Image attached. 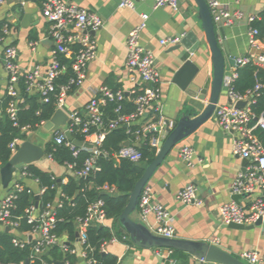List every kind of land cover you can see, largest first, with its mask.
Wrapping results in <instances>:
<instances>
[{"label": "built area", "instance_id": "1", "mask_svg": "<svg viewBox=\"0 0 264 264\" xmlns=\"http://www.w3.org/2000/svg\"><path fill=\"white\" fill-rule=\"evenodd\" d=\"M11 0H0V6L7 4ZM121 8L134 9L137 2L151 1L155 9L170 7L178 11L180 7L179 0H118ZM211 12L215 25L232 26L237 20H242L244 14L240 11L230 12L227 5L230 1L224 3L222 0H205ZM43 17L50 23V39L53 41L51 49V59L44 70L40 65H35L29 70H22L18 64V52L14 46L6 44V38L10 34L7 26H4L0 34V46H3L2 64L7 74L5 93L10 97V102L6 108V114L13 122L14 127L19 128L18 111H19V92L18 84L24 80L27 90L38 93L43 103H49L53 98L55 100L56 110L65 111L71 123L68 130L72 134L73 129H77L84 135V142L93 145V149L88 150L91 155L85 160L83 166L76 169V164H66L65 167L72 172L76 179L92 178L94 174L100 171L97 165L99 156L108 157V154L102 152L100 147L106 135L121 126L130 128L137 127L132 134V139L127 141L128 146L123 145L115 154V159L128 160L133 163H139L142 158L140 148L148 145L157 152L168 136L166 131V122L161 116L159 106V70L156 66V60L150 50L144 48L140 43L141 32L146 28L148 15H143V23L137 26L128 36L126 41V66L130 73V81L133 84L129 95L133 97L134 111L126 114L123 112L122 103L126 99L125 92L114 91L108 87H102L98 94L94 96L85 106L82 112H69L66 108V99L68 94L76 87H80L86 78L89 64L95 60L97 55V43L89 35V32H96L104 25L102 18L96 14L89 13L87 10L70 5L62 0H42ZM255 17H248L249 25L247 36L250 50L260 51L262 55L248 53L246 56L236 59L239 67H244L250 63L264 68V47L263 42L258 38L259 32L250 25L254 22ZM161 45L176 46L180 43L179 38H168L161 42ZM37 42H31V48L37 46ZM74 45L77 48H74ZM61 59L73 61L69 66L62 62ZM238 67V68H239ZM238 68H233L231 72L226 73L223 81V89L231 101L230 104L217 105L215 109V118L223 131L234 134L233 154L243 159H247L249 166L245 173L239 174L232 185V193L252 195L258 192L250 205L245 207L235 202H229L219 207L221 222L224 225L231 223L238 225H254L258 220L264 221V147L254 134L256 128L264 130V117H256L252 112L251 105L255 102L254 96L258 93L261 86H256L253 91L248 92L245 96L237 94L233 85L238 78ZM71 69L73 75L66 84H59L58 80L62 73ZM4 94L0 92V103ZM108 102H116L117 108L114 110L117 117L110 121L107 127L104 125V112L102 108ZM246 102L243 109L236 107L237 103ZM149 116L150 119H149ZM143 120L144 123L142 122ZM141 122V123H139ZM42 123L38 130L45 124ZM37 131V130H36ZM29 126L20 128L22 136L27 138L16 137L9 144L11 158L18 152L21 144L29 139V136L36 132ZM55 145H65L73 151L74 155L78 154L77 148L65 135L64 130H58L51 138ZM50 140V141H51ZM83 149V148H80ZM86 150V149H85ZM46 153V150H45ZM47 159L53 160L52 154L46 153ZM180 159L187 164L193 165L194 151L190 146H183L179 150ZM29 165H24L22 170L14 173L6 195L0 202V227L10 228L15 232L13 244L16 247L24 249L30 246L31 254L26 261L29 264H70L68 259L48 263L43 260L44 254L49 253L54 247H59L65 255L74 257L80 256L85 264H98L94 257L95 248L89 244V233L97 227H106L108 217L106 203L103 199L90 201L87 206L86 215L78 218L75 222L78 237H76L78 248L73 246L66 234L59 236L56 232L58 220L55 216L56 207L61 204H48L43 210L39 206H31L26 211V218L33 229L28 232L18 233V222L11 219V210L14 207V201L19 194L25 190L34 192L26 186L24 180L30 179L31 174L28 171ZM33 180V179H32ZM39 185L38 180H33ZM1 185V176H0ZM45 188H40L35 195L40 198L45 192ZM102 192L110 195L116 194V188L105 185L101 188ZM180 202L186 205L202 206L203 200L199 197L194 185L186 186L178 195ZM140 219L146 222L149 216H154L155 225L153 231L163 238L174 239L176 236L175 228L172 224V217L165 206L154 201L153 192L147 188L144 189L138 208ZM114 241L118 240L113 238ZM216 240L212 243L216 245ZM100 252L107 254L105 242L100 247ZM172 252V251H171ZM242 261L247 264H263L264 254L257 250L246 251L241 255ZM26 261L17 264H26ZM199 264H207L200 260Z\"/></svg>", "mask_w": 264, "mask_h": 264}, {"label": "crops", "instance_id": "2", "mask_svg": "<svg viewBox=\"0 0 264 264\" xmlns=\"http://www.w3.org/2000/svg\"><path fill=\"white\" fill-rule=\"evenodd\" d=\"M21 1L11 0L0 6V19H2L0 23H4L10 30L6 44L17 49V61L22 70H29L35 65H40L45 70L50 62L53 48L49 34L50 23L43 17L42 0H35V4L29 5L28 10L31 12L38 6L39 12L33 15L30 22L23 25L24 13L19 4ZM62 1L96 14L104 22L101 29L89 32L97 43V55L87 68L84 83L74 88L67 96L66 108L69 112H82L89 101L105 86L114 91L121 90L127 97L130 96L129 91L133 84L126 66V41L129 34L143 23V15L149 17L146 28L141 32L140 43L153 53L159 70L161 116L171 122L177 121L183 116L193 114L194 111L199 116L208 106L210 91L201 101L195 92L190 89L182 90L174 82L183 61L179 60L176 53L171 52L175 46L160 43L168 38L182 40L192 32L201 41L200 49L192 56V60L202 68L204 79L213 77L211 54L205 42L203 24L194 0H179L178 11L170 7L155 9L151 1L137 2L134 9L121 8L118 0ZM226 9L244 14V18L237 20L232 26L216 25L221 47L225 49L226 45L229 57L238 59L251 52L247 36L249 28L247 18L259 17L264 11V0H238L237 3L230 1ZM221 30L225 39L221 37ZM31 42L38 44L35 48H31ZM262 42L264 47V41ZM2 54L3 46H0V92L4 94L7 74L2 64ZM232 69L228 64L226 73L231 72ZM226 104H230V99L223 90L217 105ZM1 115L0 111V117ZM191 118L194 119V116L192 115ZM40 130L29 136V140L38 145L44 142ZM233 142L234 134L222 130L216 121L214 111L207 120L177 144L151 178L147 188L153 192L154 201L169 210L176 231L175 240L193 244L212 243L216 240L217 246L241 259V255L250 250L264 254V225L253 230H236L227 228L221 222L219 207L232 202V185L239 174L243 173V165L246 168L249 166V162L233 154ZM185 145L190 146L194 151L192 166H187L179 157V150ZM35 165L42 171L61 179L62 183L67 182L70 172L65 166H60L49 159L41 160ZM24 183L34 192H38L39 186L32 179H26ZM188 185L196 187L199 197L203 200L202 206L186 205L179 201V193ZM7 189L0 185V202L6 195ZM257 195L258 192H255L243 197L240 204L249 206ZM131 219L138 221L153 235L158 236L153 231L154 216H149L148 220L143 222L137 209L131 215ZM113 225L114 221L109 220L106 226L112 233H114ZM120 226V230L127 233L121 223ZM1 231H5V228L0 227ZM63 237L65 240L67 236ZM113 238L105 242V248L107 254L118 259L117 264H199L200 262L185 249H147L137 246L130 235L131 244L120 240L114 241ZM73 246L79 247L77 240L74 241ZM77 259V264H85L80 256Z\"/></svg>", "mask_w": 264, "mask_h": 264}, {"label": "trees", "instance_id": "3", "mask_svg": "<svg viewBox=\"0 0 264 264\" xmlns=\"http://www.w3.org/2000/svg\"><path fill=\"white\" fill-rule=\"evenodd\" d=\"M5 24L0 23V34ZM252 28L257 29L259 32L258 38L264 41V11L255 18L254 22L250 25ZM35 39V37H33ZM76 49L77 46L74 45ZM63 63L71 66L73 61L68 59H61ZM73 75L71 69L62 73L59 77V84H66L69 78ZM261 86L258 93L254 96L255 102L251 105L252 112L256 117H264V68L256 66L252 63L238 68V78L236 79L233 89L234 91L245 96L248 92L253 91L256 86ZM116 90V89H115ZM19 92V111L18 122L19 128L14 127L13 122L6 114V108L10 102V97L7 93L4 94L3 100L0 104V163L1 167L7 164L11 159V152L9 144L16 137L27 138V135L20 134V128L29 126L32 130H38V127L49 121L56 112L54 98L49 103H43L38 93L28 91L24 80L18 84ZM133 97L126 96L125 101L122 103L123 112L129 114L134 111ZM116 102H108L102 108L104 112V125L108 126L110 121L114 120L117 115L114 110L117 108ZM137 127L131 126L126 128L121 126L109 132L100 150L108 154V157L99 156L97 165L100 168L90 180L76 179L72 172L67 176V182L57 183V178L54 175L42 171L35 164L28 166V171L33 180H38L39 187L45 188V192L39 200V208L43 210L48 204L60 203V207H56L55 216L58 220L57 234L62 236L67 235L70 242L76 240V224L78 218L86 215L88 203L97 199H103L106 203V211L108 220H113V231L111 232L107 227H97L89 233V244L95 248L94 257L97 259L98 264H117L118 259L110 254H103L100 252V247L106 241L111 240L113 237L120 241L131 244L129 235L120 230L119 217L122 214L125 206L128 203L130 194L135 187L138 180L142 177L146 167L154 160L157 151L151 148L148 143L140 148L143 158L139 163H133L128 160L117 161L115 154L121 147L130 139H132L133 132ZM254 134L264 147V130L256 128ZM72 136L74 139L84 141L85 137L77 129H73ZM46 153L52 154L54 161L60 165L76 164V169L83 166L85 160L91 155V152L85 149L78 150L75 156L73 151L65 145H55L51 140L45 146ZM105 185L116 188V194L102 195L101 188ZM79 192L78 195L76 193ZM34 192L23 191L19 194L18 198L14 201V207L11 210V219L18 222V233L28 232L33 229V225L29 224L26 218V211L35 205ZM15 232H0V264H17L29 259L31 254L30 246L21 249L14 246L13 238ZM68 259L70 264H77V257L65 255L59 247H54L48 253L44 254L43 260L48 263L53 261L58 262ZM40 264V262H37Z\"/></svg>", "mask_w": 264, "mask_h": 264}, {"label": "water", "instance_id": "4", "mask_svg": "<svg viewBox=\"0 0 264 264\" xmlns=\"http://www.w3.org/2000/svg\"><path fill=\"white\" fill-rule=\"evenodd\" d=\"M194 2L199 9L200 18L205 33V42L211 54L213 63V77L204 79L202 68L193 62L192 56L200 49L201 41L195 36V34L190 32L182 40H180V43L177 44L171 51L177 54L179 60L183 61L182 67L175 75L174 82L182 90L190 89L195 92L197 94V98L201 101L206 98L208 92L210 91L209 104L199 116L196 115V112L194 111L193 114L190 113L189 115L183 116L177 121L171 122L167 120L166 131L168 132V136L162 144L160 150L157 152L154 160L146 167L142 177L138 180L135 187L133 188L128 203L119 217V221L122 227L130 235L131 240L139 247L147 249H185L198 260H203L207 264H247L241 259L231 255L230 253L221 249L219 246L212 243L204 242L201 244H193L185 241L155 236L138 221H133L131 219V215L138 208V204L144 189L158 168L165 161L167 156L173 151L179 142H181L192 131H194L201 123L207 120L215 111L219 102V98L224 90L223 81L226 75L227 65L229 64L232 68L239 67L236 59L229 57V51L226 45L225 49L221 47L217 27L213 21L206 1L194 0ZM19 4L22 7L21 11L24 13L23 25H25V23L31 21L33 15L39 12V7L36 6L31 12L28 10L29 5L35 4V0H22ZM1 21L2 19H0V22ZM220 32L221 37L225 39L224 32L222 30ZM251 53L259 56L262 55V52L260 51L254 52V50H252ZM246 105V102H239L237 103L236 107L243 109ZM192 115L194 116V119L191 118ZM70 123L71 120L68 114L63 110L58 109L56 110L53 117L40 128V132H42L44 136V142L42 145L35 144L29 139L25 140L21 144L18 152L10 159L7 164L2 166L0 169L1 184L3 188L7 189L9 187L11 181L13 180L14 173L17 170H22L24 165L35 164L41 160L47 159L45 146L58 130H64L67 139L71 141L77 148H83L86 150L93 149L92 144L74 139L68 130ZM124 145L128 146L129 143L126 142ZM245 162H248V160L245 159ZM245 171L246 166L243 165L242 172L245 173ZM90 179V177L87 178V180ZM57 183L59 186H61L62 180L58 179ZM78 194L79 192L76 193V195ZM102 195H106V193L102 192ZM245 196L247 195L234 194L232 201L240 204L241 199ZM35 199V206L38 207L40 196H35ZM262 225H264V221L260 219L254 225L250 226L238 225L234 223L225 226L227 228L236 230H253L256 227H260ZM5 232H11L10 228H6ZM76 237H78V231H76ZM46 255H48V253ZM26 264H29V262L26 261ZM61 264L64 263L61 262Z\"/></svg>", "mask_w": 264, "mask_h": 264}, {"label": "rangeland", "instance_id": "5", "mask_svg": "<svg viewBox=\"0 0 264 264\" xmlns=\"http://www.w3.org/2000/svg\"><path fill=\"white\" fill-rule=\"evenodd\" d=\"M38 134H39V132H38Z\"/></svg>", "mask_w": 264, "mask_h": 264}]
</instances>
